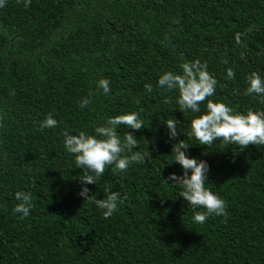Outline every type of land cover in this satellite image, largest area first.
<instances>
[{
  "label": "trees",
  "instance_id": "1",
  "mask_svg": "<svg viewBox=\"0 0 264 264\" xmlns=\"http://www.w3.org/2000/svg\"><path fill=\"white\" fill-rule=\"evenodd\" d=\"M240 34L241 43H236ZM200 60L217 80L213 101L236 112L264 111L246 95L247 77L264 79V0H6L0 7V264H264V145L203 146L191 136V110L158 86L166 71ZM227 63H224V61ZM235 72L227 78V69ZM110 81V92L98 87ZM145 84L153 91L147 92ZM90 103L81 109L80 101ZM201 112L206 102L200 105ZM139 113L132 132L145 162L109 166L91 194L119 192L105 219L79 196L83 169L64 133L94 134L109 117ZM51 114L57 121L42 127ZM178 135L168 138L167 119ZM205 160V187L226 202V216L204 223L163 179L182 175L172 147ZM148 151L151 155L148 154ZM128 154V153H125ZM191 173H189L190 175ZM32 196L27 217L15 193Z\"/></svg>",
  "mask_w": 264,
  "mask_h": 264
},
{
  "label": "clouds",
  "instance_id": "2",
  "mask_svg": "<svg viewBox=\"0 0 264 264\" xmlns=\"http://www.w3.org/2000/svg\"><path fill=\"white\" fill-rule=\"evenodd\" d=\"M5 4L6 0H0V7H4ZM30 5L31 0H24L25 7ZM236 43H241L239 33L236 35ZM224 63L227 61L225 60ZM179 67L180 73L166 71L160 75L157 83L160 88L178 92L176 102L179 111L191 110L192 113L199 114L190 121V135L194 136L200 145L210 146L216 141H223L226 145L235 144L241 149H247L249 145H264V111L249 109L246 114H242L224 102L209 99L215 95L217 80L209 73L207 63H201L197 59L184 62ZM227 78H235L232 68L227 69ZM247 81L249 86L246 95L256 94L264 97V79H261L257 72H252L247 77ZM98 87L104 94H108L111 90L110 81L100 79ZM145 89L149 93L153 91L151 84H145ZM204 102L206 109L201 112L200 105ZM89 103L90 100L84 98L79 106L83 109ZM165 124L168 128V138L175 139L178 135L179 121L175 118L167 119ZM56 125L57 121L49 114L41 126L52 128ZM120 126L133 130L145 127L139 113L131 112L109 117L102 126L95 127L94 134L85 131H80L78 134L64 133L65 149L74 155L76 168L83 169L79 177L81 189L78 194L84 201H92L101 209L105 219L112 217L117 211V201L121 198V194L106 189L104 198L97 199L91 194L87 185H96L109 166L124 172L132 163L145 162L143 154L139 151L133 152V148L139 147L138 140L132 132H125L122 140L118 131ZM188 148L183 140L174 144L171 152L174 153V162L181 166L183 174L170 173L163 179L164 182L168 184V181H172V184L181 186L180 197L193 209H203L194 213L195 222L204 223L212 215L226 216V202L205 187L210 166L205 160L198 161L187 156L185 150ZM148 154L151 155L149 151ZM15 198L19 203L13 212L27 217L33 207L31 194L18 191L15 193Z\"/></svg>",
  "mask_w": 264,
  "mask_h": 264
}]
</instances>
